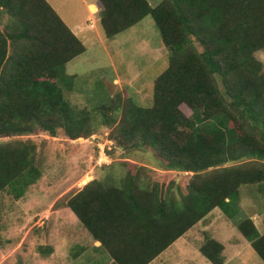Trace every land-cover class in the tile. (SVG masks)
Returning <instances> with one entry per match:
<instances>
[{
  "label": "trees",
  "instance_id": "trees-1",
  "mask_svg": "<svg viewBox=\"0 0 264 264\" xmlns=\"http://www.w3.org/2000/svg\"><path fill=\"white\" fill-rule=\"evenodd\" d=\"M98 4L105 38L150 16L169 53L152 105L125 101L109 137L126 150L150 149L158 170L111 163L107 173L124 169L123 178L107 186L90 181L65 205L116 264H148L213 209L233 217L241 186L264 194V67L255 57L264 50V0ZM0 13L8 19L0 30V140H8L0 143V192L19 199L40 176L35 145L19 138H56L72 119L65 66L85 47L45 0H0ZM236 223L264 263V233L250 218ZM222 250L209 237L199 247L212 264H223Z\"/></svg>",
  "mask_w": 264,
  "mask_h": 264
},
{
  "label": "rangeland",
  "instance_id": "rangeland-1",
  "mask_svg": "<svg viewBox=\"0 0 264 264\" xmlns=\"http://www.w3.org/2000/svg\"><path fill=\"white\" fill-rule=\"evenodd\" d=\"M83 1L88 0H49L57 4L64 19L72 17L81 25L89 35L90 43L85 44L83 54L65 66V74L71 76V86L63 88V100L72 110V119L58 130L56 138L44 133L19 138L35 145L40 176L19 199L7 189L0 192V264H56L53 256L59 252L66 255L68 249L61 247L65 234L73 243L75 234L71 230L78 221L70 210L64 209L65 203L69 195L92 179L110 175L107 172L111 163H125L132 172L139 166L158 170L150 149L126 150L109 137L124 116L125 101L143 108L152 105L154 81L167 68L169 53L150 16L112 38H105L99 26L95 30L89 28ZM147 1L154 7L162 0ZM1 24L0 30H3L8 19ZM255 57L264 67V50L258 51ZM119 99L121 103H117ZM184 111L188 113V110ZM69 124L71 133L85 138L70 140L66 136ZM7 141L1 139L0 143ZM109 171L111 179L106 186L124 177V169L109 168ZM164 175L160 173L158 181L167 184L170 177ZM181 175L183 178L189 176L187 173ZM152 180L143 182V186ZM231 213L233 217L228 218L219 208L213 209L192 228L195 240L201 242L214 236L222 240L240 237L245 241L236 222L245 218L258 221L264 218V194L254 185L241 186L237 206ZM183 238L176 240L165 252L169 251L170 256L167 264H204L207 260L196 248L199 242L188 243ZM40 249L50 250L42 255ZM51 252L54 255L49 257ZM94 254L93 250L87 251L83 258L90 260ZM233 258L227 264H264L247 242Z\"/></svg>",
  "mask_w": 264,
  "mask_h": 264
},
{
  "label": "crops",
  "instance_id": "crops-1",
  "mask_svg": "<svg viewBox=\"0 0 264 264\" xmlns=\"http://www.w3.org/2000/svg\"><path fill=\"white\" fill-rule=\"evenodd\" d=\"M45 1L56 12V14L63 21V23L67 26V28L81 41V43L84 45V47H85L86 43H90L89 35L86 34V32L84 31V29L81 27L80 24L75 23V21H73L72 17H65L68 20V22H67V20L64 19V17H62L61 14H59L58 9L56 8L57 4L55 2H54V4H52L51 2H49V0H45ZM83 7L85 8L87 16H89V28L91 30H95L96 26H98V20H99L98 0H88L87 2L83 1ZM2 16H4V15H2ZM94 16L96 17V20L93 19ZM74 17H75V15H74ZM4 19H7V18L6 17H0V22H2ZM97 38L99 39V37H97ZM85 51H86V47H85ZM110 179H111V176L108 175L106 177H102L101 179H95L94 178V179H92V181H97V182L101 183L103 186H106V182L110 181ZM83 184H85V182ZM85 185L81 186L80 189H78L75 192V194L78 191H80ZM64 209L69 210L67 207H65ZM258 218H260L259 214H258ZM251 220L253 221V223H254L257 231L259 232V234L260 235L263 234L264 233V218L263 217L260 218L259 221L256 218H255V220H253V219H251ZM195 225L193 227H195ZM59 227L60 226H58V228ZM192 228H190L181 237H184L183 239H185L186 242H188V243L199 242V239L195 240V237L193 236ZM59 229H61V228H59ZM65 229L67 230L68 228H65ZM65 229H64V231H65ZM73 231L75 234V238H74L73 243L70 239V236L68 234H65V237H66L65 240H67V241L64 240L63 245L61 246V247H65L66 249H68L66 255H63V252L62 253L59 252L58 255L60 254L62 256L61 258L58 255L52 257V255H54V252L53 253L51 252V255L49 257L55 258L56 264H96V263L97 264H116L114 262V260L111 258V256L108 254V252L101 246L100 242L94 240L90 236V234L86 235V234H88L87 231L83 228V226L79 222L77 225H76V223L73 224V230H71V232H73ZM63 233H67V232H63ZM76 237H77V239H76ZM211 238L223 246V250H222V257L224 259L223 264L229 263V261L231 259L234 260L236 258V257L233 258L235 253L237 251L240 252L242 245H245L247 242L243 237L242 238L245 241H241L240 237L234 238V239H226V240H222L221 238H216L214 236H212ZM65 242H68V245L64 246ZM203 242H204V240H201V242H199V244H197L196 248H197L198 252H199V247L201 246V244ZM171 245L168 246V248H166L159 255H157L148 264H167V261L169 260L170 256H168L169 251H168V253H165V252L171 247ZM90 250H93L95 254L93 256L89 257L90 260L84 259L83 256H85L86 252L90 251ZM170 264H172V263H170ZM204 264H212V263L207 260V261H205Z\"/></svg>",
  "mask_w": 264,
  "mask_h": 264
}]
</instances>
